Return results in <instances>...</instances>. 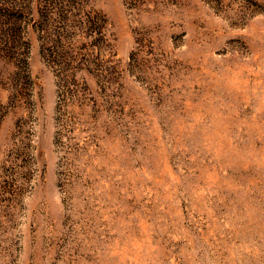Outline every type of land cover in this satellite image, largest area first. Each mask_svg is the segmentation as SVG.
Wrapping results in <instances>:
<instances>
[{
    "label": "rangeland",
    "instance_id": "1",
    "mask_svg": "<svg viewBox=\"0 0 264 264\" xmlns=\"http://www.w3.org/2000/svg\"><path fill=\"white\" fill-rule=\"evenodd\" d=\"M39 8L0 62V264H264V0H87L62 84Z\"/></svg>",
    "mask_w": 264,
    "mask_h": 264
},
{
    "label": "trees",
    "instance_id": "2",
    "mask_svg": "<svg viewBox=\"0 0 264 264\" xmlns=\"http://www.w3.org/2000/svg\"><path fill=\"white\" fill-rule=\"evenodd\" d=\"M33 4L42 5L37 10V31L40 34L43 55L55 67L59 81L67 82L69 72L65 46L79 35L91 39L97 50L105 42V21L96 13L86 12L87 0H0V62L24 68L23 32L33 21ZM64 86V85H63Z\"/></svg>",
    "mask_w": 264,
    "mask_h": 264
}]
</instances>
